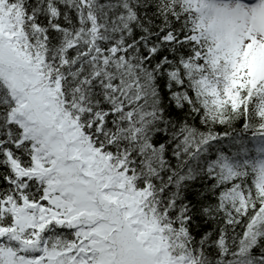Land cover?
<instances>
[{"label": "snow or ice", "instance_id": "6c2138e0", "mask_svg": "<svg viewBox=\"0 0 264 264\" xmlns=\"http://www.w3.org/2000/svg\"><path fill=\"white\" fill-rule=\"evenodd\" d=\"M0 264H264V0H0Z\"/></svg>", "mask_w": 264, "mask_h": 264}]
</instances>
